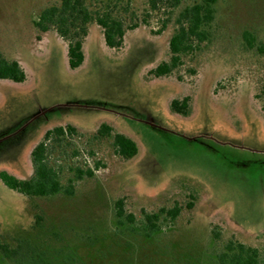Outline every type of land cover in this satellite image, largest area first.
Masks as SVG:
<instances>
[{
  "label": "rangeland",
  "instance_id": "1",
  "mask_svg": "<svg viewBox=\"0 0 264 264\" xmlns=\"http://www.w3.org/2000/svg\"><path fill=\"white\" fill-rule=\"evenodd\" d=\"M127 1L126 23L139 26L111 48L92 23L73 68L68 41L34 23L61 0H0V50L25 72L0 79V264H220L229 239L258 248L264 262V0H216L209 39L162 76L175 18L197 0L148 15L149 0ZM103 124L134 140L137 154L125 159L111 138L95 139ZM68 125L82 151H55L62 181L87 167L86 155L100 162L94 175L76 179L72 195L9 188L1 174L30 178L35 146ZM119 198L134 225L118 224ZM176 203L180 216L146 236L142 210Z\"/></svg>",
  "mask_w": 264,
  "mask_h": 264
},
{
  "label": "trees",
  "instance_id": "2",
  "mask_svg": "<svg viewBox=\"0 0 264 264\" xmlns=\"http://www.w3.org/2000/svg\"><path fill=\"white\" fill-rule=\"evenodd\" d=\"M182 0H149V11L178 7ZM216 0H197L194 4L184 7L175 18L176 30L170 39V59L163 61L155 70L156 75L162 76L171 73L182 65L184 54L194 51L200 43L209 39L210 26L215 18ZM130 3L127 0H61L59 5L46 7L35 20L36 27L47 32L51 29L57 32L68 41L69 60L71 67L79 66L83 61V41L87 36L89 26L96 23L102 28L105 42L111 48H120L124 42L127 30L135 29L139 26L138 22L126 23L125 13L130 12ZM147 23V20H143ZM166 27V24L163 25ZM158 30L157 33L161 32ZM245 41L251 48L255 47V38L251 34L245 35ZM0 79L13 81H23L25 72L19 61L7 58L0 50ZM189 98L182 102L174 101L172 107L180 111V104H187ZM80 134L73 126H60L46 132L42 141L39 142L32 151V162L34 173L28 179H20L8 173H2L5 184L23 194L28 198L48 197L58 194H74L76 179L85 176H93L95 169L100 166V162H89V156L85 163L86 168L72 167L74 178H69L67 183L61 179L62 170L59 164H55L52 159L55 151L68 144L73 148V153L81 154V148L77 144L81 139ZM95 139L111 138L115 151L130 159L138 152V146L130 137L114 132L108 124H103L94 135ZM72 139L77 141H73ZM93 154V152H91ZM58 161V160H56ZM90 165H89V163ZM193 202L188 203L192 208ZM183 206L176 203L172 207H161L158 212H148L142 210L144 222L143 231L150 237L161 229L160 220L174 222L181 214ZM115 215L118 224L121 226H132L137 218L134 213L128 212L125 207L124 198L115 201ZM216 237L220 232L214 231ZM0 248H6L0 243ZM220 264H264L260 250L254 246L247 245L237 239H229L224 249L217 253Z\"/></svg>",
  "mask_w": 264,
  "mask_h": 264
}]
</instances>
